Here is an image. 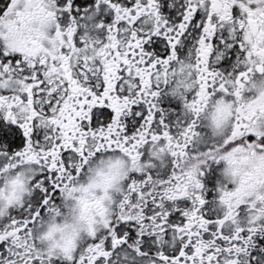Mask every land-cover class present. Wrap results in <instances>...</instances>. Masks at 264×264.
I'll return each mask as SVG.
<instances>
[{
    "label": "snow or ice",
    "instance_id": "1",
    "mask_svg": "<svg viewBox=\"0 0 264 264\" xmlns=\"http://www.w3.org/2000/svg\"><path fill=\"white\" fill-rule=\"evenodd\" d=\"M73 2L0 0V264H264V184L238 195L232 163L264 164V0ZM105 158L99 226L50 250Z\"/></svg>",
    "mask_w": 264,
    "mask_h": 264
},
{
    "label": "clouds",
    "instance_id": "2",
    "mask_svg": "<svg viewBox=\"0 0 264 264\" xmlns=\"http://www.w3.org/2000/svg\"><path fill=\"white\" fill-rule=\"evenodd\" d=\"M256 107L264 108V101L258 102ZM220 118L219 115L217 117ZM237 165L236 174L240 176V194L251 195L260 184H264V164L253 163L251 160L232 161ZM243 165L250 169L244 172ZM125 165L113 159L105 158L104 163L97 162L90 174L87 184L79 189V199L75 212L66 219L54 220L46 231L43 242L52 251H69L76 246L79 239L93 227H98L95 220L103 202L110 190L115 189L123 180ZM97 193L100 197L97 198ZM19 197L16 189L8 196L9 205ZM5 211L7 209L5 208Z\"/></svg>",
    "mask_w": 264,
    "mask_h": 264
},
{
    "label": "flooded vegetation",
    "instance_id": "3",
    "mask_svg": "<svg viewBox=\"0 0 264 264\" xmlns=\"http://www.w3.org/2000/svg\"><path fill=\"white\" fill-rule=\"evenodd\" d=\"M169 2H171V0H169ZM176 3H177V7L179 8L180 5L182 4V0H176ZM93 4H94V0H92V2H87V0H74L73 12H74V14H76V9H79L80 11H79L78 15L82 16L84 14V9L85 8H91L93 6ZM165 15H167V13H165ZM179 15H180V13H179V11H177L176 18H178ZM158 107H159L160 111H158L156 114L157 121L159 122V120L163 119L164 123L168 124L169 127L172 128L173 132H175L176 131V128H175L176 122L178 120L181 121L182 123L184 122L183 117H182V108L178 105V102L172 100L170 97H166L164 95H161V97L159 98ZM198 147H200L201 150H206V148L210 147V145H199ZM157 170L162 171V169H157ZM222 171H220L218 173V175L222 178V180L225 183H233L236 180V177L233 176V174L231 172L226 171V170H225V176H222L221 175ZM184 187L187 188V184ZM118 188H119V185L115 189L110 190V192H114V191L118 190ZM169 191H171V189H169ZM206 192L210 194L209 196H207V199L210 202L209 207H206L204 210L205 213L207 214L210 212L211 208L213 207L211 205V200H213L217 197V193H216V190L212 187L211 183H207V182H206ZM238 195L249 196V195H241L240 193ZM217 211H219V209Z\"/></svg>",
    "mask_w": 264,
    "mask_h": 264
},
{
    "label": "rangeland",
    "instance_id": "4",
    "mask_svg": "<svg viewBox=\"0 0 264 264\" xmlns=\"http://www.w3.org/2000/svg\"><path fill=\"white\" fill-rule=\"evenodd\" d=\"M221 175L222 176H225V170L222 171Z\"/></svg>",
    "mask_w": 264,
    "mask_h": 264
}]
</instances>
